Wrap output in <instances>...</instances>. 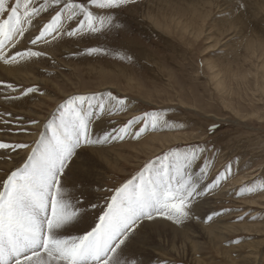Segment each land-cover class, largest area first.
<instances>
[{"label":"rangeland","instance_id":"rangeland-1","mask_svg":"<svg viewBox=\"0 0 264 264\" xmlns=\"http://www.w3.org/2000/svg\"><path fill=\"white\" fill-rule=\"evenodd\" d=\"M241 3L244 7L237 10ZM116 15L120 29L99 41L65 37L36 46L28 43L38 34L39 18L33 21L18 48L47 55L18 61L22 73L16 77L0 74V81L16 88L0 86V140L31 144L57 105L77 94L110 91L125 99L126 109L105 117L108 129L134 116L158 113L157 130L95 147L112 145L117 160L111 156L105 163L89 150L78 162L85 174L76 176L84 190L103 204L106 193L96 188L119 186L169 150L183 153L203 146L212 164L202 179L199 168L194 169L201 186L229 163L231 175L198 199L191 219L170 221L176 229L151 223L134 246L150 264H245L254 255L246 264H264V0H133ZM23 27L29 29L27 23ZM93 46L107 49V54H85ZM28 87L39 91L20 96ZM26 155L25 149H0V177ZM91 222L89 215L77 227ZM211 222L212 239L199 227Z\"/></svg>","mask_w":264,"mask_h":264},{"label":"snow or ice","instance_id":"snow-or-ice-1","mask_svg":"<svg viewBox=\"0 0 264 264\" xmlns=\"http://www.w3.org/2000/svg\"><path fill=\"white\" fill-rule=\"evenodd\" d=\"M131 2L15 0L9 4L0 0V60L9 64L47 55L32 47L18 48L37 18L38 34L28 39L33 46L65 37L99 41L120 29L116 12ZM243 7L242 3L236 6L237 10ZM25 23L29 29L23 27ZM84 51L87 55L107 54V49L99 46ZM0 86L16 91L4 81ZM37 91L28 87L20 96ZM126 107L125 99L110 91L72 95L57 105L31 144L0 140V149L27 150L22 163L0 177V264H150L134 246L141 231L158 218L176 224L191 219L198 199L231 175L229 163L209 184L201 186L194 169L199 168L201 179L207 175L212 164L205 157L207 149L197 145L183 153L169 150L147 161L119 186L96 188L106 194L101 197L103 204L94 202L92 193L76 178L78 172L85 174L78 162L96 146L126 137L138 139L149 128L159 127L158 113H144L97 134L103 117ZM209 131H214V126ZM89 215L91 224L78 229Z\"/></svg>","mask_w":264,"mask_h":264},{"label":"bare ground","instance_id":"bare-ground-1","mask_svg":"<svg viewBox=\"0 0 264 264\" xmlns=\"http://www.w3.org/2000/svg\"><path fill=\"white\" fill-rule=\"evenodd\" d=\"M261 5V4H260ZM26 26V25H25ZM18 63L19 62H17V64L15 65V64H12V63H9V64H5V63H3V61L2 60H0V74L1 73H3L4 74V76H7V77H10V78H13L14 76L16 77V76H18L19 74H21L22 73V67H20V65H18ZM21 63V62H20ZM22 63H24V62H22ZM21 63V64H22ZM24 75H26V73L24 74ZM6 77V78H7ZM6 82V81H5ZM8 82V81H7ZM55 88H57V90L58 91H60L59 90V88L58 87H55ZM8 89V88H7ZM106 117V116H105ZM105 117H103V121H102V123H100L99 124V126L97 127V129L96 130H98V129H101V130H108V128H107V126H105V121H104V119H105ZM156 137H158V136H156ZM162 138V137H161ZM154 139H156V140H158L157 138H154ZM176 139V138H175ZM117 150L115 147L113 148V146L111 145V146H104V147H102L101 146V148H93L92 150H91V152H93L95 155H98V156H102V158H99L100 159V161H104L105 163H107V161H108V159H110L109 157H111L112 156V160H114L115 161V159L117 160V154L114 152V150ZM149 150V149H148ZM113 156H114V158H113ZM79 164H81V163H79ZM201 200V197L199 198V201ZM89 218V217H88ZM157 221L158 222H162V223H164V224H162L163 226L164 225H169L172 229H176L175 228V224L173 225L172 223H170V221H167L166 219H163V218H158L157 219ZM86 223V222H85ZM88 224V223H87ZM203 224V223H202ZM212 225H214L213 224V222H211V223H209V224H207V225H201V226H199V227H201V228H203L204 230H206L208 233V237H211L212 235H213V229L210 227V226H212ZM82 227V226H81ZM215 227V226H214ZM219 232V231H218ZM192 233V232H191ZM186 235L187 236H189L190 237V233L188 232V233H186ZM213 237H211V239H212ZM253 248V247H252ZM254 250V249H253ZM252 253V252H251ZM251 258H253V259H251ZM257 258V257H256ZM252 261H251V260ZM255 260V255L254 256H248V260L245 262V264L246 263H252L253 261Z\"/></svg>","mask_w":264,"mask_h":264}]
</instances>
